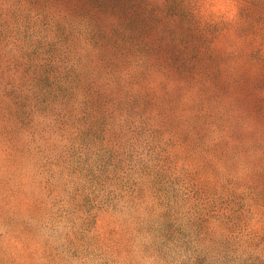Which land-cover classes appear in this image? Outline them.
I'll use <instances>...</instances> for the list:
<instances>
[{"label":"rangeland","instance_id":"374dc122","mask_svg":"<svg viewBox=\"0 0 264 264\" xmlns=\"http://www.w3.org/2000/svg\"><path fill=\"white\" fill-rule=\"evenodd\" d=\"M0 264H264V0H0Z\"/></svg>","mask_w":264,"mask_h":264}]
</instances>
